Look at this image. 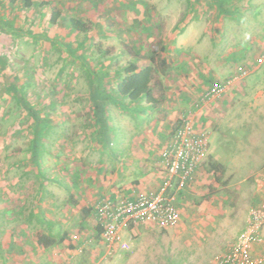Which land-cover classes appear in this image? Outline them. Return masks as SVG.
I'll use <instances>...</instances> for the list:
<instances>
[{
  "label": "rangeland",
  "instance_id": "obj_1",
  "mask_svg": "<svg viewBox=\"0 0 264 264\" xmlns=\"http://www.w3.org/2000/svg\"><path fill=\"white\" fill-rule=\"evenodd\" d=\"M0 20L25 32L0 27V264H219L264 203V0H0ZM150 57L156 102L114 103L126 62ZM214 82L222 92L204 98ZM186 115L210 142L176 193L178 224L128 227L131 248L109 249L97 200L165 176L160 151Z\"/></svg>",
  "mask_w": 264,
  "mask_h": 264
},
{
  "label": "built area",
  "instance_id": "obj_2",
  "mask_svg": "<svg viewBox=\"0 0 264 264\" xmlns=\"http://www.w3.org/2000/svg\"><path fill=\"white\" fill-rule=\"evenodd\" d=\"M220 83H212L203 94L209 99L222 92ZM209 135L198 130L188 115L180 117L166 143L160 151L165 178L155 192L139 191L134 196L102 197L97 200L94 213L100 227V239L109 249L128 251L131 241L125 234L128 227L134 229L142 222L154 223L160 227L178 224L179 211L176 193L194 180L209 147ZM264 226V203L253 208L243 230L218 255L219 264H264V253L252 256L253 243L262 241Z\"/></svg>",
  "mask_w": 264,
  "mask_h": 264
},
{
  "label": "trees",
  "instance_id": "obj_3",
  "mask_svg": "<svg viewBox=\"0 0 264 264\" xmlns=\"http://www.w3.org/2000/svg\"><path fill=\"white\" fill-rule=\"evenodd\" d=\"M23 2L25 6H29L31 4V0H19ZM225 11H229L225 9ZM57 17V13H53L52 21H55ZM69 26L73 30L78 31H86L88 26L80 21L77 18L70 17ZM0 27L5 28L7 30H13L20 33H25L22 30L14 29L10 26L9 22L0 20ZM45 39L54 41L53 39L48 38L46 35L39 34ZM153 57H150L149 62L144 64L143 66H138L134 61H127L123 66V75L116 81V85L114 88V93L111 95L112 101L116 104L121 105L122 99H127L130 104V107L135 110H145L146 107L143 106H131L132 104H139L142 99L146 101L147 104L152 105L156 102V98L153 96V79H155V72L159 69L155 67L153 64ZM161 62H165L164 59H161ZM161 70V69H160ZM159 70V71H160ZM162 71V70H161ZM160 71V72H161ZM97 77L92 73V100H93V115L96 121L101 124V133L102 138L105 144L109 145L111 143L110 135L111 129L107 124V116H106V105L105 99L99 91V85H97ZM99 84V83H98ZM38 156V150L36 144H33V160L36 162ZM56 180V179H53Z\"/></svg>",
  "mask_w": 264,
  "mask_h": 264
},
{
  "label": "crops",
  "instance_id": "obj_4",
  "mask_svg": "<svg viewBox=\"0 0 264 264\" xmlns=\"http://www.w3.org/2000/svg\"><path fill=\"white\" fill-rule=\"evenodd\" d=\"M162 131H160V133L158 134L160 137H162V133H161ZM154 134V135H153ZM155 134L156 133H152V135H150L151 136V138L153 137H155ZM161 159V158H160ZM162 162V161H161ZM162 164V163H161ZM161 167H163V166H161ZM164 178H165V176L163 175H161L160 176V179L158 180L157 179V175L155 174V172H152V175H150V176H148L147 177V180H149V182L147 183V185L149 186H146V185H144V184H139V185H137V188L138 189H136V192H139V191H143V192H148V193H151V192H155L156 190H158L159 189V187L162 185V183H163V181H164ZM133 191H134V189H133ZM11 246H12V244L11 243H9L8 245H7V247H6V250L9 252V251H11Z\"/></svg>",
  "mask_w": 264,
  "mask_h": 264
}]
</instances>
